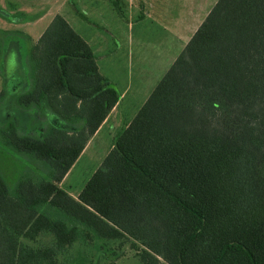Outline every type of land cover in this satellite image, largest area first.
Here are the masks:
<instances>
[{"label":"trees","instance_id":"trees-1","mask_svg":"<svg viewBox=\"0 0 264 264\" xmlns=\"http://www.w3.org/2000/svg\"><path fill=\"white\" fill-rule=\"evenodd\" d=\"M24 58L0 92V145L29 167L13 187L0 170V264H264V0H217L76 199L59 184L120 95L59 15Z\"/></svg>","mask_w":264,"mask_h":264},{"label":"rangeland","instance_id":"rangeland-1","mask_svg":"<svg viewBox=\"0 0 264 264\" xmlns=\"http://www.w3.org/2000/svg\"><path fill=\"white\" fill-rule=\"evenodd\" d=\"M216 2L217 0H0V8L8 14L19 12L29 17V21L17 24L0 17L1 30L18 32L12 34L11 39L16 46L7 53L6 42L1 53L3 72L0 75V92L3 89L5 93L12 95L19 90L21 66H27L24 56L30 44L41 35L52 18L59 15L89 42L98 61L99 57L106 61L105 65L109 70L103 69V73L109 79L116 83L129 80L148 87L145 102ZM128 20H133V36L138 37L133 40V57L129 60L121 53ZM118 41L120 47L110 51L113 49V42ZM132 90L125 96L124 103L131 98L136 100L137 96ZM9 95L0 100V122L14 115ZM144 102L140 103L141 106ZM134 116L135 113L132 117ZM106 128L101 133L100 142L90 144L67 179L60 184L65 192L77 195L93 171L100 166L109 151L111 141L116 138V134L108 136ZM0 170L7 184L13 187L19 175L27 172L29 167L16 154L0 145ZM39 170L37 173L42 172ZM71 253L73 258H62V264H110L111 261L113 264H139L134 252L128 249H125L121 258H100L94 251H88L87 254L80 251L75 256V249Z\"/></svg>","mask_w":264,"mask_h":264},{"label":"crops","instance_id":"crops-1","mask_svg":"<svg viewBox=\"0 0 264 264\" xmlns=\"http://www.w3.org/2000/svg\"><path fill=\"white\" fill-rule=\"evenodd\" d=\"M127 22H128L127 23V32H125L124 36H123V38L125 40L121 45L123 47V51L121 53L126 56L127 60H129L130 58L132 59V57H133V48H134V41L133 40H137L138 37L133 36V34H134L132 32V28L134 26L133 20L132 21L128 20ZM38 38H39V36L34 41H32V43L36 42V40ZM81 38L83 39V37H81ZM111 38H113V36ZM83 40L89 45V47L92 50V53H93V56H94V59H95L99 73L105 79H107L108 82L117 90L118 94L120 95V98H119L118 103L110 111V113L108 114L106 119L102 122V124L99 126V128L96 130V132L93 134V136L86 143V145H85L83 151L81 152V154L79 155L78 159L88 149V147L90 146L91 143H95V141L100 142L101 133L106 127H107L106 129H107V135L108 136L113 137L112 134H116V137H117L119 134L118 132L120 130H123L124 128H126L127 125L130 123V121L132 120L131 117L133 116L134 113L136 114L137 110L140 108V106L142 104L141 102H144V100L146 98L145 96H146L147 90H148V87L146 85L142 86L141 83H137V82L133 83V82H130L129 80H126L122 83H116V82L112 81L111 79H109L107 77V75H105V73H103V69L109 70V69H107L108 67L105 65L106 61L102 57H99L100 61H98L93 47L89 44V42L87 40H85V39H83ZM119 45H120L119 41H118V43L113 42V49H110V51H115L118 47H120ZM128 63H129V61H128ZM132 85H133V87H135V90H132L133 89ZM131 90H132L133 94H135L137 96L136 100H133L131 98L128 102L124 103L125 96L129 92H131ZM112 145H113V142L111 141L109 149H108L109 151L112 148ZM107 153H106V155H107ZM78 159L72 165V167L70 168L68 173L65 175V177L63 178L61 183L67 179V177L69 176L70 172L72 171V169L75 166ZM60 184H59V187H60ZM66 193L69 196H71L72 198L76 199L80 192H78L77 195H75V196L69 192H66Z\"/></svg>","mask_w":264,"mask_h":264}]
</instances>
